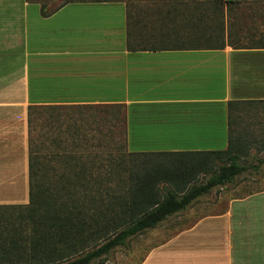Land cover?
<instances>
[{
  "label": "crops",
  "instance_id": "crops-1",
  "mask_svg": "<svg viewBox=\"0 0 264 264\" xmlns=\"http://www.w3.org/2000/svg\"><path fill=\"white\" fill-rule=\"evenodd\" d=\"M114 105L127 152L225 150L230 140L245 158L247 141L264 148V47L129 51L122 2L42 17L36 3L0 0V205L28 203L29 107ZM260 184L216 210L185 212L140 264H264Z\"/></svg>",
  "mask_w": 264,
  "mask_h": 264
},
{
  "label": "trees",
  "instance_id": "trees-1",
  "mask_svg": "<svg viewBox=\"0 0 264 264\" xmlns=\"http://www.w3.org/2000/svg\"><path fill=\"white\" fill-rule=\"evenodd\" d=\"M251 1L264 9V0ZM26 2L38 4L42 17L69 3L122 2L129 51L264 47V43L246 46L239 42L241 0H158L154 23L144 22V11L127 0H63L52 9L47 8L46 0ZM184 11L185 21L179 25L178 16ZM62 108L71 107H29L28 135L32 112L43 117V126H50L60 118L55 111ZM72 108L79 116L96 109ZM99 109L114 117L122 107ZM59 118L58 128L62 125ZM108 122L103 120L102 128L98 122L96 129H101L102 137L96 141L69 122L51 140L57 150L48 156L41 155L28 137V203L0 205V264L102 261L116 248L127 247L130 238L156 228L198 197L233 183L247 171L241 149L230 140L225 150L130 153L125 150L123 110V143L114 139L113 125ZM94 147L99 153L92 152V160L79 165L84 156L77 155L76 149ZM148 157L155 158L152 164ZM200 174L208 175L204 183L197 180Z\"/></svg>",
  "mask_w": 264,
  "mask_h": 264
},
{
  "label": "rangeland",
  "instance_id": "rangeland-1",
  "mask_svg": "<svg viewBox=\"0 0 264 264\" xmlns=\"http://www.w3.org/2000/svg\"><path fill=\"white\" fill-rule=\"evenodd\" d=\"M63 0H46L47 8L52 9L58 6ZM133 3V5L141 8L144 13L141 15L144 22L154 21L157 18L155 4L158 0H127ZM251 0H241V11L237 15L240 30L238 32L239 42L242 45L252 46L259 43H264V9L261 5L253 4ZM153 10L155 12H153ZM186 11L182 15L178 16V24H183L185 19ZM183 18V19H182ZM181 23V24H180ZM103 110V109H102ZM110 110V109H106ZM114 110V109H113ZM113 112V111H112ZM55 113L60 115L59 121L61 122V129H66V126L69 122L74 123L78 130L84 131L87 133L88 137L93 136L96 141L98 138L102 137V133L99 132L98 122H100L103 127V120H108L110 125H113L112 134L114 139L118 142H124L123 138V123H122V110L119 113H116L113 117L112 114L108 115L99 108L86 110L83 114L84 116H79V112L76 108H62ZM58 118L55 119L54 124L51 122L50 126H43L44 120L38 113L32 112L31 120L32 126L30 130V137L38 145L41 155L48 156L49 153L56 151L57 148L51 143L53 138H56L58 135ZM43 121V123H42ZM106 126V125H105ZM93 128L96 130H87V128ZM95 127V128H94ZM83 129V130H82ZM93 140L91 141V144ZM249 144L250 155L243 158V163L247 166L254 165L258 159H260L259 154L264 148H262L263 141H247ZM84 146V145H83ZM125 150L126 140H125ZM98 151V152H97ZM92 152L99 153V148L94 147L88 151L83 149H76L77 155H83L82 161L79 163L86 165L89 161L92 160ZM88 153H91L87 156ZM264 157V154L261 158ZM152 164L154 162V157H148ZM129 159V158H128ZM153 161V162H152ZM254 163V164H253ZM258 171H246L243 174L237 176L233 183L225 184L222 186L214 187L210 190L209 193L198 197L193 201L184 211L178 212V214H173L168 217L165 221L161 222L156 228L149 229L144 231L142 234L136 235L130 238L127 242V247L116 248L108 256H106L102 261H95L94 264H140L144 259L148 251L161 243H164L172 237L171 233L178 228V224L184 220V217H187L185 212L195 210V211H207L211 209H218V206L224 204L229 197L233 196H242L254 191L261 190V179H264V165L259 167ZM77 170H81L80 167H76ZM208 175L200 174L197 178L198 182L204 183ZM117 191H120L121 188H118V185L115 184Z\"/></svg>",
  "mask_w": 264,
  "mask_h": 264
}]
</instances>
